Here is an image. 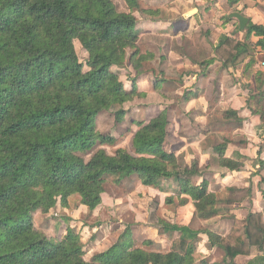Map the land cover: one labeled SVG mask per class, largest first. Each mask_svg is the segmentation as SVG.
Listing matches in <instances>:
<instances>
[{"label":"trees","instance_id":"trees-1","mask_svg":"<svg viewBox=\"0 0 264 264\" xmlns=\"http://www.w3.org/2000/svg\"><path fill=\"white\" fill-rule=\"evenodd\" d=\"M236 1L228 0L229 7ZM125 3L127 11L118 10L113 0H0V264H237L239 255L264 252V208L235 217L225 236L163 222L160 231L179 234L168 252L148 251L143 245L149 241L126 232L90 260L81 233L68 222L54 236L36 224L37 211L68 208L74 195L95 210L110 176L120 182L136 175L153 187L172 179L194 201L199 218L219 214V200L208 180L194 183L196 168L180 167L177 154L164 148L166 114L138 121L134 153L119 148L109 154L99 147L116 142L97 129L99 114L118 108L115 115L122 120L124 104L144 95L136 80L126 87L114 67L125 65L129 50L132 67L141 72L143 63L154 58L138 48L142 27L134 12L159 11L142 9L139 0ZM253 34L262 37L258 44L264 46V25L252 21L244 41L226 35L213 46L201 32L192 35V42L218 55L229 68L253 54ZM76 40L88 53L85 63ZM263 101L260 94L257 102ZM227 117L239 119L233 109ZM228 144L225 140L215 147L220 165L242 169V160L227 155ZM201 235L207 236L208 247L222 249L223 262L210 257L197 261ZM254 263L264 264V254Z\"/></svg>","mask_w":264,"mask_h":264},{"label":"rangeland","instance_id":"rangeland-1","mask_svg":"<svg viewBox=\"0 0 264 264\" xmlns=\"http://www.w3.org/2000/svg\"><path fill=\"white\" fill-rule=\"evenodd\" d=\"M113 1L118 10H129L125 0ZM148 1H139L142 9L150 5ZM179 2L180 12L184 15L192 16L197 12L196 7L189 4V0ZM233 4L229 7L226 0L212 1L214 10L210 16L215 15L222 21L221 25L217 24L218 27L228 23L225 18L228 12L237 10V5ZM168 14L171 15V10ZM135 15L140 23L157 16L139 10L135 11ZM238 26L237 22L236 29ZM194 31L195 29L188 31L177 39L149 37L142 31L138 41L140 52H157L158 55L143 63L141 72L132 67L134 64L129 61V50L125 65L114 69L128 88L145 71L153 72V79L147 81L142 97L124 104L126 115L122 120H118L115 115L118 108L99 114L97 129L116 139L112 145L99 147L106 149L109 154H115L119 148L134 153L133 137L139 128L138 121L149 122L161 113L166 114L169 123L164 148L177 154L180 167L196 168L199 176L192 177L194 183L208 180L209 190L216 193L219 200V214L208 220L199 218L194 201L188 194L182 193L178 182L172 179H163L160 187H153L143 185L136 175L125 177L120 182H116V177L110 176L104 186L103 201L95 210H89L80 203V197L74 195L68 208H54L48 214L39 210L35 214L36 224L47 235H58L65 230L67 222L80 232L88 260L95 253L109 248L123 238L126 232L140 241H149L143 245L148 251H170L179 234L160 231L163 222L189 226L192 229H208L225 236L233 225L234 218L246 217L247 211L258 206V201L262 198L264 167L257 168L253 164L257 160L256 143L260 142V133L257 125L252 123V116L256 115L255 110L262 105L257 100L259 91L264 95V87H258L253 82L250 66L243 75L240 72L241 66L235 67L234 72L228 71V80H224L221 73L225 67L220 64L216 74L208 80L209 53L199 51L193 44ZM75 45L81 61L85 63L88 59L87 51L78 40ZM170 48L176 53L171 55ZM253 54L256 55V51ZM261 60H264V56H259L258 61ZM197 64L202 69V76H198L195 81L189 79V83L183 79L178 80V75L185 77L195 72ZM257 73L259 77H264V68L259 66ZM194 94L198 96L197 99L189 101ZM232 109L238 112L239 119L227 117V112ZM225 140L229 142L227 155L245 163L239 172H232L218 161L215 147ZM249 204L252 206L249 207ZM206 239V235H201L195 253L197 261L202 257H210L213 261L223 262L225 254L222 249L208 247Z\"/></svg>","mask_w":264,"mask_h":264},{"label":"crops","instance_id":"crops-1","mask_svg":"<svg viewBox=\"0 0 264 264\" xmlns=\"http://www.w3.org/2000/svg\"><path fill=\"white\" fill-rule=\"evenodd\" d=\"M181 1L183 2L184 0H181ZM212 1H215V0H189V4L194 5L197 9V12L192 16H186L184 15L183 12H180L181 3L179 2V0H149L148 3L150 5L145 8L158 10L159 11L158 15L160 16L162 15V17H157L158 16L157 15L155 17L147 18L146 20H144L141 23L142 31L145 34H147L149 37H171L173 39L175 38L177 39V38H182V35H184L186 32L192 31L193 29H195L194 33L205 32L207 35L208 41L213 46H216L219 43V41L226 35L235 37L238 40H243V41L245 40L246 29L241 30L239 26H238L239 29L238 28L236 29L237 22H238L236 21L237 19L231 18L229 16V14L234 11H239L242 14L248 16L250 18V21L254 23L264 25V0H238L236 1L235 5L237 6L235 8L237 10L228 12L227 15H225V18L228 21V23H226L225 25L219 26V27L217 26V24L221 25L222 21L218 20L215 15H213L214 17L210 16L211 12H213L214 10V8L211 6ZM226 2L228 3V0H226ZM168 3H170L171 6L168 5ZM169 10H171V15L168 14ZM164 14H166V16ZM226 16H228L229 18H227ZM194 33H192V35ZM260 39H262V37L256 36L253 34L250 38V42H251L250 44L252 48H254V51H256V55L250 54L249 56L244 58L242 61H240L236 66H232L229 68H226V67L223 68L224 72L221 73V78H223L224 80H228L227 79L229 75L228 71L234 72L233 70L235 69V67L239 68V66H241L240 72L243 75L246 68L250 66L249 71L253 75V79H252L253 82H256L258 87L261 85L264 87V77H259L257 75L258 67L262 66V68H264L263 67L264 60H261V62L258 61L259 56H264V46L258 44V41ZM172 50H173L172 48L169 49V53H171V55L176 53L175 51H172ZM198 50L202 52H207L204 48L203 50L198 48ZM150 53H153V52H150ZM153 54H154V57L155 55L156 56L158 55L157 52L156 54L155 53ZM176 55L179 58H181V56H179L178 54ZM208 59L210 60V65H209V70L207 72L210 74V77L207 79L210 80L211 76L213 74H216V71L218 70V67H219L218 65L221 64L222 67L224 66H223V61L221 60V58L215 53H212V54L209 53ZM196 66L198 69L194 70L195 72L185 77L178 75L179 76L178 80L183 79L184 81L186 80V82L189 83L188 81L189 79H193L195 81L198 76H202V74H200V72L202 71L201 67L199 66V64H197ZM152 75H153V72L151 71H147V72L145 71L144 73L140 75L138 81H136L139 91L141 92L145 91V86H146L147 81L149 79H153ZM258 77L261 79H258ZM203 79H206V78L203 77ZM222 85L223 87H225L224 84ZM185 86L186 85H184V87ZM259 93L263 94L262 91H259ZM190 97L191 98L189 101H194L195 99H197L198 96L194 94L193 96H190ZM263 103L264 102H262V105ZM255 113L256 115L252 116V118L254 119V122L252 123L253 125L255 124L257 125V130H259V133H260V142H262L263 145L260 142H259L260 144L256 143L258 145V146L256 145V148L258 149L257 155H256L257 160L256 162L254 161L253 164L257 168H261V167L263 168L264 166L261 165V161L264 160V110L261 108V106H259L258 109L255 110ZM251 145L253 146L254 144L251 143ZM240 170H237V171L239 172ZM237 171H232V172H237ZM261 196L262 198H260V201H258L259 202L258 206L253 207L250 211L248 210L247 211L248 214L250 212L263 211V208H264L263 191L261 192ZM251 206L252 205L249 204V207ZM231 228L229 229L228 233L231 231ZM263 254L264 252L260 253L258 251H255L251 255H239L235 258V262L237 264H250V262L256 256L263 255ZM203 258L205 257H202L201 259ZM254 264H259V263H254Z\"/></svg>","mask_w":264,"mask_h":264},{"label":"water","instance_id":"water-1","mask_svg":"<svg viewBox=\"0 0 264 264\" xmlns=\"http://www.w3.org/2000/svg\"><path fill=\"white\" fill-rule=\"evenodd\" d=\"M229 16L231 18L237 19V21L239 23V27L241 30H245L248 23L250 22V18L248 16L242 14L239 11H234V12L230 13Z\"/></svg>","mask_w":264,"mask_h":264},{"label":"built area","instance_id":"built-area-1","mask_svg":"<svg viewBox=\"0 0 264 264\" xmlns=\"http://www.w3.org/2000/svg\"><path fill=\"white\" fill-rule=\"evenodd\" d=\"M264 64V63H263Z\"/></svg>","mask_w":264,"mask_h":264}]
</instances>
